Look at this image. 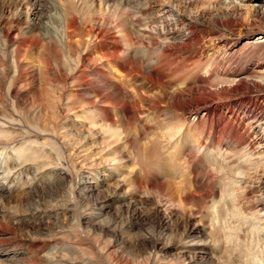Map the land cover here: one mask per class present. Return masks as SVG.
Instances as JSON below:
<instances>
[{"label":"bare ground","instance_id":"6f19581e","mask_svg":"<svg viewBox=\"0 0 264 264\" xmlns=\"http://www.w3.org/2000/svg\"><path fill=\"white\" fill-rule=\"evenodd\" d=\"M47 1L49 8L56 10L54 3L60 8L57 16L47 17L52 29L41 27V0H0V99L6 94L29 104L39 99V85L62 77L73 86L69 101L112 136L114 145L137 157L162 159L165 168L172 156L174 167L190 174L192 188L180 196L183 202L196 196L201 209L207 198L218 193L223 198L227 190L236 201L238 193L228 185L215 186L217 176H230L264 223V0L263 8L254 2L248 11L244 7L250 3L238 0H225L220 8L208 2V8L194 11L163 3L146 24L141 11L123 0ZM236 32L246 36L240 44L231 39ZM149 120L155 127L165 125L163 135L174 150L137 149L146 126L136 131L135 124ZM201 156L203 167L197 165ZM113 178L112 187L121 189L124 178L118 172ZM153 182L137 183L143 196L124 191L122 197L134 206L136 223L156 217L165 222V228L154 226L159 235L178 236L186 254L163 264L210 259L207 228L193 223L172 186L166 189L168 182ZM150 237L153 249L166 248V241ZM150 257L151 252L147 259L153 262Z\"/></svg>","mask_w":264,"mask_h":264},{"label":"rangeland","instance_id":"374dc122","mask_svg":"<svg viewBox=\"0 0 264 264\" xmlns=\"http://www.w3.org/2000/svg\"><path fill=\"white\" fill-rule=\"evenodd\" d=\"M224 1L123 0V3L135 12L141 11V20L146 24L154 20L158 5L163 3L194 11L208 8V2L220 8ZM47 2L41 0L39 19L41 27L52 29L47 26V17L57 16L60 8L55 0L56 10L49 8ZM237 2L250 3L244 7L245 11L254 2L263 8V0ZM231 39L240 44L246 36L236 32ZM38 88L39 99L31 98L29 104L16 103L6 94L0 99V231L3 232L0 264H163L167 260L176 263L177 256L186 254L179 246L178 236L170 232L159 235L157 228H165V222L156 217L136 223L134 206L127 205L122 197L124 191L132 197L143 196L137 183L152 180L155 184L168 182L166 189L173 188L180 207L184 205L187 213L192 212L193 223L207 228V246L212 257L201 259L198 264H264V223L248 207L243 188L237 187L236 182L232 184L230 176L226 179L217 176L215 186L221 190L228 185L233 193H238L236 201L227 190L223 198L219 193L207 198L201 209L194 204L196 196L185 203L180 196L187 188L191 191L190 174L174 167L178 163L169 160L172 156H167L170 163L165 168L162 159L137 157L114 145L112 136L103 134L99 124L90 121L82 108L69 101L73 86L65 84L62 77H53L50 84ZM111 116L117 118L114 113ZM151 122L135 124L136 131L146 126L145 139L137 142V149L141 153L151 149L161 151L165 145L168 151L174 150L163 135L165 125L155 127ZM200 164L201 167L206 164L203 156L197 162ZM117 172L124 178L121 189L112 187L113 174ZM251 172L256 173L255 169ZM136 209L142 211L140 207ZM93 212L99 214L92 216ZM137 232H141L139 238ZM150 234L154 240L160 237L159 243L166 241V248L153 249ZM150 252L153 262L147 259Z\"/></svg>","mask_w":264,"mask_h":264}]
</instances>
